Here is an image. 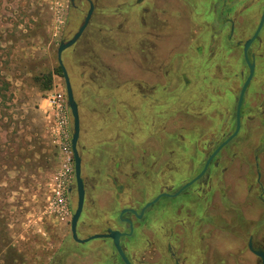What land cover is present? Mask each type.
<instances>
[{"label":"flooded vegetation","instance_id":"af4514ba","mask_svg":"<svg viewBox=\"0 0 264 264\" xmlns=\"http://www.w3.org/2000/svg\"><path fill=\"white\" fill-rule=\"evenodd\" d=\"M67 2L60 42L85 24L62 52L81 121V186L74 162L67 230L44 264H237L246 250L253 261L244 264H262L264 0ZM80 39L91 59L75 57ZM158 47L166 54L145 60ZM120 77L123 99L107 98L102 88ZM248 79L239 131L221 146ZM112 100L123 116L98 121L119 141L103 146L102 161L104 144L86 125Z\"/></svg>","mask_w":264,"mask_h":264},{"label":"rangeland","instance_id":"374dc122","mask_svg":"<svg viewBox=\"0 0 264 264\" xmlns=\"http://www.w3.org/2000/svg\"><path fill=\"white\" fill-rule=\"evenodd\" d=\"M68 15L67 0H0V264H44L67 230L73 173L64 164L71 155L73 118L68 106L66 134L61 113H54L49 99L57 93L67 98L57 50L69 30ZM81 39L75 57L91 59L95 49ZM157 49L145 60L166 54ZM181 52L173 51L175 60L182 58ZM116 80L122 92L123 77ZM106 142H118V135L114 132ZM64 172L69 178L68 213L52 204ZM247 261H253L251 254L238 251L236 263Z\"/></svg>","mask_w":264,"mask_h":264},{"label":"water","instance_id":"95a60500","mask_svg":"<svg viewBox=\"0 0 264 264\" xmlns=\"http://www.w3.org/2000/svg\"><path fill=\"white\" fill-rule=\"evenodd\" d=\"M84 27H85V24L80 28L79 32L76 33L75 36L73 38H71L69 41H67V42L61 41L60 44H59V47H58V51H57V53H58V61H59V64L61 65V68L63 70L65 83H66L67 103H68V106L70 108L71 115H72V118H73V130H72V138H71V147H72V152H73V157H74V162H75V172H76L77 179L79 181L80 186H81V155H80L79 149H78V142H79V137H80L81 121H80L78 103H77V101L75 99V96H74L73 88H72V85H71V81H70L67 69L64 66L63 61H62V52H63V50L66 47L72 45L75 42L76 38L81 34V32L84 29ZM251 40L252 39H249L246 42V47L251 42ZM245 59L250 64V61H249L248 56H247L246 49H245ZM251 67H252V64H251ZM248 81H249V79L243 85V87L241 89L240 96H239V100H238L237 127H236L235 131L223 142V144L221 146L226 144L239 131V128H240V108H241V105H242L243 95H244V92L246 90ZM80 190H81V196H82V188L81 187H80ZM80 209H81V202H80L79 209L75 212V214L73 215V218H72V228H73V230L75 229V225H76L79 213H80ZM110 237L113 239V242H114L118 252H120V254L123 256V250H122L121 245L119 243V240L117 238V233H112L110 235ZM260 255L262 256V264H264V253L260 252Z\"/></svg>","mask_w":264,"mask_h":264},{"label":"crops","instance_id":"0c3cea01","mask_svg":"<svg viewBox=\"0 0 264 264\" xmlns=\"http://www.w3.org/2000/svg\"><path fill=\"white\" fill-rule=\"evenodd\" d=\"M115 52H116V55L113 58L117 57L119 54L123 55L122 51H115ZM119 63L123 65V62H119ZM110 81L111 82L107 83L106 86L102 88L103 94L107 96V98L110 96L117 97L118 94H121V96L123 97V91L119 93L117 91V89L120 90L119 89L120 85L118 83V80H110ZM110 99H112V97ZM114 105H115L114 101L112 100L110 102L111 108L109 110L101 109L99 114H97L98 118L100 120L102 118H110V119H114L115 121H117L118 117L123 116V107L121 106L119 108V112L116 113L117 111L115 110ZM99 119H97V121L94 120L95 123H92L86 126H87V129L90 130V133H92L94 140L97 142H101V144L102 143L104 144L101 147V151L96 152V155L99 156L102 161H104V158H106V150L104 151L103 146L106 147L107 144L109 145L115 144V142H110V143L106 142L108 139H110L111 141V137H112V134H114L115 129L112 128L113 126L111 125L106 127L102 121L100 122L98 121ZM118 141H119V137H118ZM109 152L110 151H108L107 154H109Z\"/></svg>","mask_w":264,"mask_h":264},{"label":"built area","instance_id":"2783aa9c","mask_svg":"<svg viewBox=\"0 0 264 264\" xmlns=\"http://www.w3.org/2000/svg\"><path fill=\"white\" fill-rule=\"evenodd\" d=\"M50 101V107L53 109L54 113L58 116V114L61 113V124L65 128V133H66V128L68 127V119H67V114H68V103H67V98L62 94V93H57L51 96L49 99ZM67 134V133H66ZM71 155L67 157L65 165L66 171H71L74 174V166L72 165V168H68L67 165L70 163L73 157V152H72V147L70 150ZM72 174V175H73ZM64 178H59V181L57 182L54 192H53V201L52 204L56 205L58 207L59 211L64 213V212H69V206L67 202L65 201V196H66V187L68 186V183L66 181L69 179L66 177V172L61 173ZM71 215V214H70Z\"/></svg>","mask_w":264,"mask_h":264},{"label":"trees","instance_id":"16d2710c","mask_svg":"<svg viewBox=\"0 0 264 264\" xmlns=\"http://www.w3.org/2000/svg\"><path fill=\"white\" fill-rule=\"evenodd\" d=\"M60 72H61V68H60Z\"/></svg>","mask_w":264,"mask_h":264}]
</instances>
